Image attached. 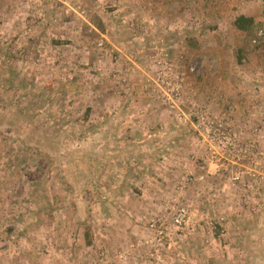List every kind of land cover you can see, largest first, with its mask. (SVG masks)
<instances>
[{"label": "rangeland", "instance_id": "374dc122", "mask_svg": "<svg viewBox=\"0 0 264 264\" xmlns=\"http://www.w3.org/2000/svg\"><path fill=\"white\" fill-rule=\"evenodd\" d=\"M261 29L264 0H0V264H264Z\"/></svg>", "mask_w": 264, "mask_h": 264}, {"label": "trees", "instance_id": "16d2710c", "mask_svg": "<svg viewBox=\"0 0 264 264\" xmlns=\"http://www.w3.org/2000/svg\"><path fill=\"white\" fill-rule=\"evenodd\" d=\"M233 25L238 30L251 33L257 27L258 24L253 16H246L244 14H240L235 18ZM64 87L67 91H74L80 89L81 84H74L68 82L64 85Z\"/></svg>", "mask_w": 264, "mask_h": 264}, {"label": "built area", "instance_id": "2783aa9c", "mask_svg": "<svg viewBox=\"0 0 264 264\" xmlns=\"http://www.w3.org/2000/svg\"><path fill=\"white\" fill-rule=\"evenodd\" d=\"M264 31L261 29L259 31V35H263ZM187 217V212L183 209L182 211H179L177 213V216L175 217V221L177 224H182L185 221V218Z\"/></svg>", "mask_w": 264, "mask_h": 264}, {"label": "crops", "instance_id": "0c3cea01", "mask_svg": "<svg viewBox=\"0 0 264 264\" xmlns=\"http://www.w3.org/2000/svg\"><path fill=\"white\" fill-rule=\"evenodd\" d=\"M244 14V13H243ZM244 15H246V16H251V15H247V14H244ZM241 31V30H240Z\"/></svg>", "mask_w": 264, "mask_h": 264}]
</instances>
